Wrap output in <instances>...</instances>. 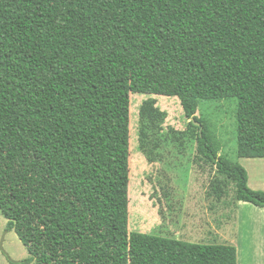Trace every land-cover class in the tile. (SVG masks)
I'll return each mask as SVG.
<instances>
[{"label":"trees","instance_id":"16d2710c","mask_svg":"<svg viewBox=\"0 0 264 264\" xmlns=\"http://www.w3.org/2000/svg\"><path fill=\"white\" fill-rule=\"evenodd\" d=\"M131 94L178 98L216 198L264 208L197 116L237 100L236 155L264 158V0H0V210L29 253L12 264H238L129 232Z\"/></svg>","mask_w":264,"mask_h":264},{"label":"rangeland","instance_id":"374dc122","mask_svg":"<svg viewBox=\"0 0 264 264\" xmlns=\"http://www.w3.org/2000/svg\"><path fill=\"white\" fill-rule=\"evenodd\" d=\"M148 102L157 109L153 121L142 115ZM236 109L237 100L205 101L197 113L223 144L220 154L234 163H238ZM130 119L129 232L175 240L185 235L207 242L192 243L208 244L210 227L228 223L233 229L234 186L230 184L227 196L216 198L211 185L219 176L198 159L197 131L180 100L131 94ZM6 225L0 210V242L5 238L0 264L27 259V249Z\"/></svg>","mask_w":264,"mask_h":264},{"label":"crops","instance_id":"0c3cea01","mask_svg":"<svg viewBox=\"0 0 264 264\" xmlns=\"http://www.w3.org/2000/svg\"><path fill=\"white\" fill-rule=\"evenodd\" d=\"M237 162L247 171L248 187L253 191L264 192V158L237 157ZM210 229L209 241L205 245L235 246L238 250V264H264V208L238 202L234 209L233 229L228 223L221 228L215 225ZM179 237L180 241L207 243L190 236Z\"/></svg>","mask_w":264,"mask_h":264},{"label":"water","instance_id":"95a60500","mask_svg":"<svg viewBox=\"0 0 264 264\" xmlns=\"http://www.w3.org/2000/svg\"><path fill=\"white\" fill-rule=\"evenodd\" d=\"M193 122H194L195 126L202 127V124L199 122H196L194 119H193ZM4 240H5V238H3V240L0 242V250L1 251H4V247H3Z\"/></svg>","mask_w":264,"mask_h":264}]
</instances>
